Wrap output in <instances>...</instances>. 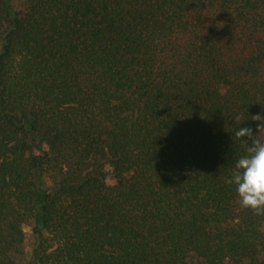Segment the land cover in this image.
I'll return each instance as SVG.
<instances>
[{
    "label": "trees",
    "instance_id": "obj_1",
    "mask_svg": "<svg viewBox=\"0 0 264 264\" xmlns=\"http://www.w3.org/2000/svg\"><path fill=\"white\" fill-rule=\"evenodd\" d=\"M261 113L264 0H0V264H264Z\"/></svg>",
    "mask_w": 264,
    "mask_h": 264
},
{
    "label": "clouds",
    "instance_id": "obj_2",
    "mask_svg": "<svg viewBox=\"0 0 264 264\" xmlns=\"http://www.w3.org/2000/svg\"><path fill=\"white\" fill-rule=\"evenodd\" d=\"M246 120L256 123L254 130L242 126L246 121L242 115L234 117L233 141L239 142L243 152L233 164L228 185H234L241 207L256 216H264V113L248 116Z\"/></svg>",
    "mask_w": 264,
    "mask_h": 264
},
{
    "label": "rangeland",
    "instance_id": "obj_3",
    "mask_svg": "<svg viewBox=\"0 0 264 264\" xmlns=\"http://www.w3.org/2000/svg\"><path fill=\"white\" fill-rule=\"evenodd\" d=\"M27 242L25 244V246L23 247V252H24V256L22 257V259L20 261H22L23 264H27L30 261V253H31V236H30V232L28 231L27 233Z\"/></svg>",
    "mask_w": 264,
    "mask_h": 264
}]
</instances>
